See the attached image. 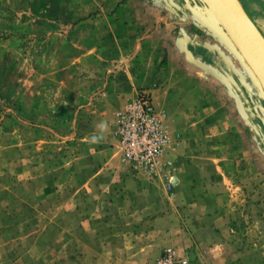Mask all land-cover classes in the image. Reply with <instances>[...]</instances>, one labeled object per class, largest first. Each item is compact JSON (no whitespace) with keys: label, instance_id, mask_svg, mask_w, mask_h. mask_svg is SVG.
<instances>
[{"label":"rangeland","instance_id":"obj_1","mask_svg":"<svg viewBox=\"0 0 264 264\" xmlns=\"http://www.w3.org/2000/svg\"><path fill=\"white\" fill-rule=\"evenodd\" d=\"M120 1L0 0L3 241L23 232L27 240L43 227L70 229L76 221L68 211L71 199L77 201L86 188L79 191L71 181L86 177L78 154L90 136L92 110L98 108L113 113L106 140L113 142L119 164L111 161L110 170L119 179L130 176L146 185L163 179L180 217L195 213L191 221L206 226L200 232L188 227L173 231L148 264L167 248L195 264H264V94L258 83L196 0L189 1L198 9L185 14L175 10V0H122L130 4L113 16ZM240 2L264 35V0ZM143 36L148 52L143 48L137 54V39ZM139 79L143 82L136 93L146 89L163 111L154 93H166L169 102L185 106L183 123L194 120L190 127L205 128L195 138L197 150L184 157L194 182L191 193L176 184L177 145L188 138L183 124L175 125L180 112L172 126L179 141L168 135L166 145L168 179L147 177L120 160L115 119L128 99L118 102ZM165 113L168 129L170 115ZM190 194L201 201L182 200ZM202 212L216 217L209 222Z\"/></svg>","mask_w":264,"mask_h":264},{"label":"crops","instance_id":"obj_2","mask_svg":"<svg viewBox=\"0 0 264 264\" xmlns=\"http://www.w3.org/2000/svg\"><path fill=\"white\" fill-rule=\"evenodd\" d=\"M121 1L116 6L113 16L120 14L124 7L130 4ZM186 5L183 4L184 7ZM160 19L159 17L158 20ZM115 21L120 24L124 22L122 19ZM154 21L152 19V24ZM151 34L147 35L151 36ZM143 39L144 36L137 39V50H135L137 54L143 48L148 52L147 44ZM141 82H143L141 79L133 81L124 93L126 97L120 99L118 103L122 105L127 99L135 96ZM166 97V93L164 95L158 91L154 93L156 103L170 115L167 133L171 141L178 140L174 137V132L178 131L176 126L183 124L184 130L188 133L187 141L177 145L178 154L174 146L169 148L170 152L173 149L180 163V170L177 172L180 178L176 184L188 187L191 193L194 182L191 175H187L188 164L185 163L184 157L189 155V151L197 150L195 138L200 136L205 128L202 129L200 125L190 127L191 124H195L194 120L183 123L185 106L173 102V99L169 102L167 99L170 96ZM102 112H99L98 108L92 110L91 120L87 126L90 136L86 147H83L78 154V165L82 167L79 170H87L86 177H75L71 181L72 186L75 189L77 187L79 191L83 186L86 188V193L81 194L77 201L71 199L72 206L68 211H71L76 221H73L70 229H65L64 225H57L58 227L47 231L43 227L37 234H31V238L27 240L29 234L23 232L3 241L5 236L0 231V264H148L152 258L158 256L173 231L187 227L197 228L195 232L206 230L205 225L191 221L195 213H189V217L187 215L184 218L180 217L179 211L172 205L175 196H171L172 198L168 196L166 182L163 179H155L152 185H146L130 176L119 179L117 171L115 173L110 170L109 164L116 157L113 142L108 145L109 140L107 141L106 138L107 132L112 130L113 113L110 115L109 112ZM176 112L181 114L178 123L172 128ZM108 119H111L109 123ZM184 130L182 131L185 132ZM234 130L233 126L229 129L230 132ZM93 137L97 138L95 142ZM115 161L119 164L117 159ZM194 181L198 186L199 179ZM200 199L190 194L188 199L182 200L196 203L201 201ZM59 211L61 214L63 211L66 212L64 209ZM203 217L212 222L216 216L213 213L211 215L203 213ZM50 232L55 233L57 237L54 238L53 235L46 240ZM65 232L68 233L65 235ZM11 240L14 243H11ZM67 260L71 262L67 263Z\"/></svg>","mask_w":264,"mask_h":264},{"label":"built area","instance_id":"obj_3","mask_svg":"<svg viewBox=\"0 0 264 264\" xmlns=\"http://www.w3.org/2000/svg\"><path fill=\"white\" fill-rule=\"evenodd\" d=\"M117 142L115 148L126 168L141 172L147 177L164 175L169 178L171 160L166 145L167 117L158 109L149 91L140 89L125 102L116 119ZM153 264H195L188 257L167 248Z\"/></svg>","mask_w":264,"mask_h":264},{"label":"water","instance_id":"obj_4","mask_svg":"<svg viewBox=\"0 0 264 264\" xmlns=\"http://www.w3.org/2000/svg\"><path fill=\"white\" fill-rule=\"evenodd\" d=\"M185 5L189 0H183ZM237 56L249 68L264 94V35L240 0H196Z\"/></svg>","mask_w":264,"mask_h":264},{"label":"flooded vegetation","instance_id":"obj_5","mask_svg":"<svg viewBox=\"0 0 264 264\" xmlns=\"http://www.w3.org/2000/svg\"><path fill=\"white\" fill-rule=\"evenodd\" d=\"M176 3V7L175 10H177L179 13H187L190 10H195L198 9L196 6H194V8H191V6L193 5V3L191 1H188L187 5L184 7V1L183 0H175ZM190 9V10H189Z\"/></svg>","mask_w":264,"mask_h":264},{"label":"clouds","instance_id":"obj_6","mask_svg":"<svg viewBox=\"0 0 264 264\" xmlns=\"http://www.w3.org/2000/svg\"><path fill=\"white\" fill-rule=\"evenodd\" d=\"M101 127H103V125H101ZM92 139H93L94 142L97 140L96 137H93Z\"/></svg>","mask_w":264,"mask_h":264}]
</instances>
